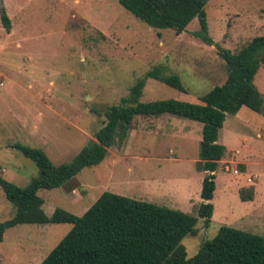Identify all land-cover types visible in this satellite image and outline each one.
Here are the masks:
<instances>
[{"label":"rangeland","instance_id":"374dc122","mask_svg":"<svg viewBox=\"0 0 264 264\" xmlns=\"http://www.w3.org/2000/svg\"><path fill=\"white\" fill-rule=\"evenodd\" d=\"M208 35L236 52L264 35V0H209ZM0 167L1 176L24 187L34 164L12 146L44 151L55 164L70 162L92 141L103 113L156 65L177 74L185 93L147 80L141 102L199 97L225 82L224 62L214 45L195 38L197 19L181 34L155 30L125 11L117 0H0ZM264 96V68L255 77ZM202 124L170 115L139 118L121 149H109L98 166L84 168L63 187L40 190L42 209L81 216L104 192L178 210L197 218L196 236L182 241L193 258L221 227L264 238V116L241 108L227 116L218 134L226 148L215 173L213 215L198 217V171ZM253 192L243 202L240 192ZM14 209L0 189V223ZM71 225L22 224L6 230L0 264H40Z\"/></svg>","mask_w":264,"mask_h":264},{"label":"trees","instance_id":"16d2710c","mask_svg":"<svg viewBox=\"0 0 264 264\" xmlns=\"http://www.w3.org/2000/svg\"><path fill=\"white\" fill-rule=\"evenodd\" d=\"M117 1L136 19L159 31L181 34L197 19L199 29L193 35L202 43L215 46L224 62L225 82L199 97L198 104L172 99L141 102L149 79L185 93L177 74L156 65L135 81L118 104L104 111L105 120L94 134L95 141L84 146L70 162L55 165L41 149L12 146L34 164L37 173L24 187L5 180L0 173V189L14 209L13 216L0 223V243L6 230L18 225L68 224L70 231L40 264H264V238L226 226L188 259L182 241L198 234L197 218L108 192L102 193L81 216L59 208L51 216L44 213L40 190L63 187L84 168L101 164L109 149L122 148L139 118L170 115L202 124L196 167L205 176L198 217L208 226L214 209L211 201L216 189L215 173L226 152L217 142L226 117L236 115L243 107L264 116V96L255 85L258 70L264 68V35L231 52L215 44L208 35L204 8L209 0ZM0 20L9 32L8 16L2 13ZM253 197L252 191L240 192L243 202L252 201Z\"/></svg>","mask_w":264,"mask_h":264}]
</instances>
